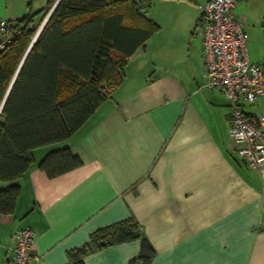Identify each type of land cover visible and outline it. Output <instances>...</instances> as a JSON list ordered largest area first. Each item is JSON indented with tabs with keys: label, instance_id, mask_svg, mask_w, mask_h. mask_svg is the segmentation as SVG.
<instances>
[{
	"label": "crops",
	"instance_id": "0c3cea01",
	"mask_svg": "<svg viewBox=\"0 0 264 264\" xmlns=\"http://www.w3.org/2000/svg\"><path fill=\"white\" fill-rule=\"evenodd\" d=\"M187 1L192 8L167 16L76 132L34 150L17 180L15 211L0 214V264H11L12 236L24 225L36 231L35 264H67L69 249L129 216L156 251L151 264H264V167H250L238 154L230 101L207 84L200 24L207 0ZM27 9L25 1L0 0V18L14 21ZM257 39L249 56L264 64ZM247 109L264 113V96ZM64 145L82 163L51 177L38 163ZM139 251L136 239L84 261L130 264Z\"/></svg>",
	"mask_w": 264,
	"mask_h": 264
},
{
	"label": "trees",
	"instance_id": "16d2710c",
	"mask_svg": "<svg viewBox=\"0 0 264 264\" xmlns=\"http://www.w3.org/2000/svg\"><path fill=\"white\" fill-rule=\"evenodd\" d=\"M151 1L143 9L137 0H59L39 32L56 0L8 20L9 33L0 32V181L11 183L0 187V214L15 211L17 180L34 150L76 132L122 82L128 58L160 29L147 15ZM81 163L64 145L38 166L54 177ZM136 239L140 251L130 264H151L156 251L133 216L94 230L68 250L67 264H85L96 250Z\"/></svg>",
	"mask_w": 264,
	"mask_h": 264
},
{
	"label": "built area",
	"instance_id": "2783aa9c",
	"mask_svg": "<svg viewBox=\"0 0 264 264\" xmlns=\"http://www.w3.org/2000/svg\"><path fill=\"white\" fill-rule=\"evenodd\" d=\"M145 9L148 0H137ZM238 0H207L202 6L203 59L207 84L223 91L230 101V136L238 154L253 168L264 167V113L247 105L264 96V64L249 56L248 32L234 13ZM10 23L0 18V32L8 34ZM4 46V42L0 44ZM36 231L24 225L13 233L11 264H35Z\"/></svg>",
	"mask_w": 264,
	"mask_h": 264
},
{
	"label": "rangeland",
	"instance_id": "374dc122",
	"mask_svg": "<svg viewBox=\"0 0 264 264\" xmlns=\"http://www.w3.org/2000/svg\"><path fill=\"white\" fill-rule=\"evenodd\" d=\"M15 0H11L13 2ZM20 2H26L29 10L36 11L43 7L48 0H18ZM240 0L238 5L234 9L235 15L242 20L244 26L248 32V46H259V40L264 42V0ZM187 0H152L151 5L147 6V15H149L160 28L164 25L163 22L167 19L170 13L185 12L192 7ZM202 27V26H201ZM257 43V44H256ZM262 64V63H260Z\"/></svg>",
	"mask_w": 264,
	"mask_h": 264
},
{
	"label": "water",
	"instance_id": "95a60500",
	"mask_svg": "<svg viewBox=\"0 0 264 264\" xmlns=\"http://www.w3.org/2000/svg\"><path fill=\"white\" fill-rule=\"evenodd\" d=\"M59 0H56L55 4L53 5V7L51 8V10L49 11V13L47 14V16L45 17V19L43 20L38 32L41 30V28L43 27V25L45 24L46 20L48 19V17L50 16L51 12L53 11L54 7L56 6V4L58 3ZM37 32V34H38ZM36 34V35H37ZM36 36L34 37L33 41L35 40ZM2 107V106H1ZM1 109V108H0Z\"/></svg>",
	"mask_w": 264,
	"mask_h": 264
}]
</instances>
